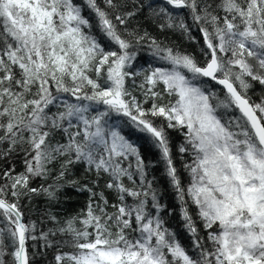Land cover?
I'll list each match as a JSON object with an SVG mask.
<instances>
[{
    "label": "snow or ice",
    "instance_id": "snow-or-ice-1",
    "mask_svg": "<svg viewBox=\"0 0 264 264\" xmlns=\"http://www.w3.org/2000/svg\"><path fill=\"white\" fill-rule=\"evenodd\" d=\"M145 8L161 32L198 43L195 29L202 58L129 31ZM145 46L159 66L133 70ZM0 161V264H31L29 239L51 246L21 202L66 187L88 202L56 230L73 250L55 264H264V0H0ZM77 165L88 182L68 179ZM157 165L191 251L165 226Z\"/></svg>",
    "mask_w": 264,
    "mask_h": 264
},
{
    "label": "trees",
    "instance_id": "trees-1",
    "mask_svg": "<svg viewBox=\"0 0 264 264\" xmlns=\"http://www.w3.org/2000/svg\"><path fill=\"white\" fill-rule=\"evenodd\" d=\"M147 2V0H145ZM153 2H158V0H153ZM84 15H88L87 12ZM188 23H191L189 20ZM129 31L137 30L141 34L143 32H148L151 36L158 38L159 40L164 41L170 47L175 49L192 53L197 56V59H201L199 52V47L202 45V37L200 34L193 29L192 35L196 38L198 43L189 41L184 35L179 31L167 30L161 32L156 22L149 16L148 9L145 8L141 13L136 17L132 18L129 22ZM106 49L108 45L105 44ZM152 62L153 66H159L156 62L153 61L152 57L148 54L147 47H143L138 52V59L134 61L135 68L140 69L141 67L147 68L149 63ZM142 77L137 78V83L140 82ZM131 84V81L128 82ZM140 101L144 100V97L140 94L139 91L134 93ZM248 95L252 98L253 101H259L260 98V87L255 85L253 89L249 90ZM167 99V98H165ZM145 108L151 107V104H145ZM124 133L136 144L139 145L142 156L145 158V161H155L158 159V152L151 146L150 143L146 142L142 137L137 136L135 133L129 131L128 128L121 125ZM168 136L173 148V156L177 160V166L180 167V162L176 156V146L182 142L183 137L173 130H168ZM15 169L17 172L23 170L22 161L17 157L14 160ZM9 166L7 162L0 161V171L6 169ZM58 167V166H57ZM55 175V172L53 173ZM156 178L155 186L158 188L160 193V202L163 205H166L164 211L161 213L163 219L165 220V226L174 232L186 249L191 251V236L186 231L183 226V220L180 215V206L175 198V193L168 184L167 178L163 175L162 165H157L154 168L149 170V179L152 177ZM181 176L187 183V174L181 170ZM68 179L80 180L82 183L88 182L85 179L84 168L81 165H77L72 169V173L69 175ZM88 179H91L89 177ZM2 183V181H0ZM41 183L40 180L33 181L32 186L37 187ZM48 183H52L51 180ZM101 181V185H103ZM58 201H52L51 203L47 201L43 196L34 197L31 201L28 199L22 200V211L24 213V221L34 222L36 225V230L33 233L39 237L40 233H50L48 235L47 242L51 244L50 247H43L45 241L37 239L27 241V251L30 255L31 264H55L54 256L57 250L70 252L73 249L69 246H66L65 241H70L71 236L59 233L56 231L59 227L64 226L65 221L70 217L76 216L82 210L86 208L88 202L87 193H78L70 187H66L62 192L58 194ZM112 195L109 194V199L112 200ZM111 210V209H110ZM171 212V214H169ZM48 213L56 217L55 221H52L48 218ZM190 214L194 215V209H190ZM77 227H80L77 224ZM55 233V234H51ZM204 235L203 231L200 233ZM6 261H10L11 257H5Z\"/></svg>",
    "mask_w": 264,
    "mask_h": 264
}]
</instances>
